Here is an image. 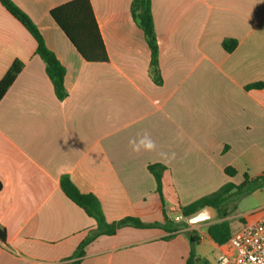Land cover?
<instances>
[{
  "label": "crops",
  "instance_id": "1",
  "mask_svg": "<svg viewBox=\"0 0 264 264\" xmlns=\"http://www.w3.org/2000/svg\"><path fill=\"white\" fill-rule=\"evenodd\" d=\"M11 1L65 67L67 97L57 98L36 40L0 3V80L23 63L0 100V264H218L230 239L215 242L209 228L227 221L232 237L264 214L248 221L241 211L264 191V87L248 88L264 83V0H152L160 82L134 0H90L106 63L83 59L51 18L71 0ZM225 40L237 42L233 51ZM144 133L156 151L132 152L129 140ZM156 164L167 168L161 195L148 169ZM64 175L96 196L108 224L132 217L165 227L100 233L63 192ZM244 183L227 217L223 208L200 223L190 220L207 207L183 214Z\"/></svg>",
  "mask_w": 264,
  "mask_h": 264
},
{
  "label": "trees",
  "instance_id": "2",
  "mask_svg": "<svg viewBox=\"0 0 264 264\" xmlns=\"http://www.w3.org/2000/svg\"><path fill=\"white\" fill-rule=\"evenodd\" d=\"M152 0H134L131 6V12L136 24L142 29L145 39L151 50V65L152 73L156 82H160V75L158 71V44L154 29V20L151 10ZM0 3L10 12L34 37L38 44L37 54L46 64V72L52 81L55 89V94L59 100L67 97L65 87L66 69L56 57L55 53L50 50L45 42L44 36L37 27V25L30 19V17L23 12L11 0H0ZM50 16L56 25L63 31L68 40L76 48L78 53L87 62L92 63H106L108 62V53L102 40L97 20L90 0H71L62 4L50 11ZM237 42L234 40H225L223 47L227 52L235 49ZM23 68V63L15 61L5 76L0 80V100L6 94L10 86L13 84L18 74ZM264 87V83L252 84L248 88L259 89ZM149 171L154 175L158 184V192L162 194V178L167 170L164 165L156 164L148 167ZM225 172L233 176L236 174L234 168H227ZM247 178V176H246ZM259 181L263 182L264 177ZM246 183L240 187L226 186L217 193L203 198L190 206L183 209L185 216H192L201 209L211 206L216 210L224 209L222 217H227L230 212L226 209L227 201L232 197V191L238 190L244 193L246 190ZM61 188L66 196L76 205L84 209V211L96 220L99 226V232L102 234L113 235L118 228L124 226H135L139 228H164L165 223H144L140 219L128 217L119 222L108 224L99 206V200L93 194L82 193L77 186L72 182L68 175H64L61 179ZM2 185L0 184V190ZM165 220H168L167 213H164ZM209 233L212 239L223 244L231 237L230 226L227 221L212 225L209 228ZM0 241L6 243V230L0 226ZM87 241L83 242L78 250L79 257L84 255V247ZM79 260L72 264H78Z\"/></svg>",
  "mask_w": 264,
  "mask_h": 264
},
{
  "label": "built area",
  "instance_id": "3",
  "mask_svg": "<svg viewBox=\"0 0 264 264\" xmlns=\"http://www.w3.org/2000/svg\"><path fill=\"white\" fill-rule=\"evenodd\" d=\"M183 219L182 215L175 218L177 222ZM217 263L264 264V214L258 222L246 225L223 245Z\"/></svg>",
  "mask_w": 264,
  "mask_h": 264
},
{
  "label": "rangeland",
  "instance_id": "4",
  "mask_svg": "<svg viewBox=\"0 0 264 264\" xmlns=\"http://www.w3.org/2000/svg\"><path fill=\"white\" fill-rule=\"evenodd\" d=\"M244 177H242L243 179ZM245 181V180H244ZM241 183V182H240ZM240 186L241 184H237ZM258 192V197H256V200H251L247 201L243 206H241V211L244 209L245 211H250L248 212V216H246V219L248 221H254L256 220L260 213L264 211V191H257ZM242 192H239L238 190L234 191V194L232 197L227 201V205L229 208H233V205L237 207L238 205V199L241 197ZM177 208V205H176ZM257 209V210H255ZM175 213H172V216H175ZM235 222V220H232V223Z\"/></svg>",
  "mask_w": 264,
  "mask_h": 264
},
{
  "label": "clouds",
  "instance_id": "5",
  "mask_svg": "<svg viewBox=\"0 0 264 264\" xmlns=\"http://www.w3.org/2000/svg\"><path fill=\"white\" fill-rule=\"evenodd\" d=\"M129 146L134 153L140 152H154L156 151V143L152 140L151 136L147 133L129 140ZM162 158H167V154L161 153ZM174 158V154L173 157Z\"/></svg>",
  "mask_w": 264,
  "mask_h": 264
},
{
  "label": "water",
  "instance_id": "6",
  "mask_svg": "<svg viewBox=\"0 0 264 264\" xmlns=\"http://www.w3.org/2000/svg\"><path fill=\"white\" fill-rule=\"evenodd\" d=\"M208 211L213 212V217L215 216V209L213 207L209 206V207H207V209L205 210V212H201V213L197 214L190 221L192 223H200V222L205 221L207 219L213 218L212 216H210V214L208 213Z\"/></svg>",
  "mask_w": 264,
  "mask_h": 264
}]
</instances>
